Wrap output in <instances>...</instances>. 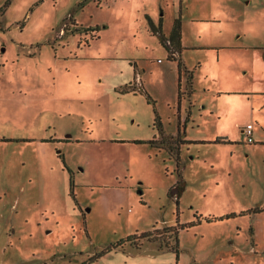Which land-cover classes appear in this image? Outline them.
Masks as SVG:
<instances>
[{"label":"rangeland","instance_id":"obj_1","mask_svg":"<svg viewBox=\"0 0 264 264\" xmlns=\"http://www.w3.org/2000/svg\"><path fill=\"white\" fill-rule=\"evenodd\" d=\"M0 264H264V0H0Z\"/></svg>","mask_w":264,"mask_h":264},{"label":"trees","instance_id":"obj_2","mask_svg":"<svg viewBox=\"0 0 264 264\" xmlns=\"http://www.w3.org/2000/svg\"><path fill=\"white\" fill-rule=\"evenodd\" d=\"M93 30H98L97 28L93 29ZM93 36V35H92ZM159 36L161 37V41L163 43V45L165 46L168 55L167 58L169 60H175L177 62V67H178V73L180 76V71L182 68V62H181V58H180V52L182 50V45H181V26H180V21L175 20L173 25H172V29L171 32L169 34V37H165L163 34L159 33ZM94 37V36H93ZM96 37V36H95ZM174 52V55L172 56L171 54ZM188 93L191 94L192 93V85H191V79H192V74L188 72ZM184 92L181 91V83H180V77L178 78V91H177V97H178V105L180 103V99L182 98ZM153 102V101H152ZM155 104V102H153V105ZM154 113H155V118H154V125L157 126L158 130L161 131V135L163 134V130L161 128V120L159 115L157 114V111L154 107ZM186 123V120H185ZM185 136V124L183 123L182 125L180 124L179 120L177 122V131H176V135L174 138H171L169 143H168V151L170 153L176 154V162H177V166H176V170L178 171V173H180V161H179V156L178 153L180 151V146L186 142H188L187 140H185L184 138ZM151 144H159L160 146L164 147L165 144V139H152L149 141ZM176 152V153H175ZM180 188H182L183 186V182L179 179L178 181ZM188 224H192V223H188ZM187 226V224H183L182 225ZM164 229L168 230L169 232L173 233L174 239H175V249L178 250L177 247V237H178V231H179V227H175V226H165L163 227ZM154 230V229H153ZM152 230L149 231H144L141 234L138 235V237L140 238H148L151 239L152 237ZM134 235H130L128 237H126V239L123 240H119L114 246L111 247H117L119 246L120 243H122L123 241L129 240V241H133L134 240ZM166 243H168L167 241H165ZM110 249V248H108Z\"/></svg>","mask_w":264,"mask_h":264},{"label":"crops","instance_id":"obj_3","mask_svg":"<svg viewBox=\"0 0 264 264\" xmlns=\"http://www.w3.org/2000/svg\"><path fill=\"white\" fill-rule=\"evenodd\" d=\"M172 29V28H171ZM171 31V30H170ZM182 43H184V36H183V34H182V28H181V45H182V50H181V52H180V57H181V54H182V52L183 51H185V48H184V46H183V44ZM223 46H225V47H232V48H234V47H236V46H234V45H230V44H224V45H221V46H217V48H219V47H223ZM203 47H206V46H203ZM167 55H168V52H167ZM169 60V59H168ZM169 61H172V62H175L176 63V61L175 60H169ZM247 124H251V123H247ZM246 124V125H247ZM245 125V126H246ZM245 126L241 129V131H242V133H243V129L245 128ZM252 130H253V126H252ZM176 131H177V124H176ZM176 133V132H175ZM174 133V134H175Z\"/></svg>","mask_w":264,"mask_h":264},{"label":"built area","instance_id":"obj_4","mask_svg":"<svg viewBox=\"0 0 264 264\" xmlns=\"http://www.w3.org/2000/svg\"><path fill=\"white\" fill-rule=\"evenodd\" d=\"M243 134L246 137V140L248 142H252V125L251 124H247L245 126V128L243 129Z\"/></svg>","mask_w":264,"mask_h":264},{"label":"water","instance_id":"obj_5","mask_svg":"<svg viewBox=\"0 0 264 264\" xmlns=\"http://www.w3.org/2000/svg\"><path fill=\"white\" fill-rule=\"evenodd\" d=\"M141 192V191H140Z\"/></svg>","mask_w":264,"mask_h":264}]
</instances>
